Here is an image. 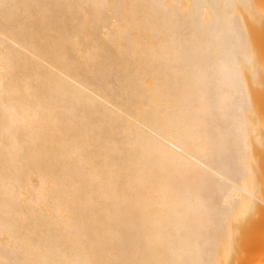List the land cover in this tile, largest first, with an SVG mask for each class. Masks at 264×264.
Segmentation results:
<instances>
[{
	"label": "bare ground",
	"instance_id": "obj_1",
	"mask_svg": "<svg viewBox=\"0 0 264 264\" xmlns=\"http://www.w3.org/2000/svg\"><path fill=\"white\" fill-rule=\"evenodd\" d=\"M0 264H264V0H0Z\"/></svg>",
	"mask_w": 264,
	"mask_h": 264
}]
</instances>
